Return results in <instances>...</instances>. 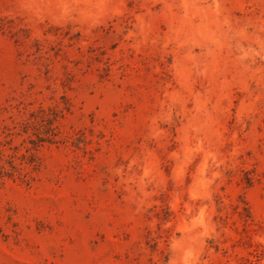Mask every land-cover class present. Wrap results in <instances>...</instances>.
I'll return each instance as SVG.
<instances>
[{
	"label": "rangeland",
	"instance_id": "1",
	"mask_svg": "<svg viewBox=\"0 0 264 264\" xmlns=\"http://www.w3.org/2000/svg\"><path fill=\"white\" fill-rule=\"evenodd\" d=\"M0 264H264V0H0Z\"/></svg>",
	"mask_w": 264,
	"mask_h": 264
},
{
	"label": "trees",
	"instance_id": "2",
	"mask_svg": "<svg viewBox=\"0 0 264 264\" xmlns=\"http://www.w3.org/2000/svg\"><path fill=\"white\" fill-rule=\"evenodd\" d=\"M3 169V167H0V170Z\"/></svg>",
	"mask_w": 264,
	"mask_h": 264
}]
</instances>
